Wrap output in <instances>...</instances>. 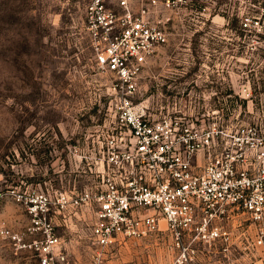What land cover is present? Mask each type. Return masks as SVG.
Wrapping results in <instances>:
<instances>
[{
    "label": "rangeland",
    "instance_id": "obj_1",
    "mask_svg": "<svg viewBox=\"0 0 264 264\" xmlns=\"http://www.w3.org/2000/svg\"><path fill=\"white\" fill-rule=\"evenodd\" d=\"M86 1L0 0L3 186L52 193L100 182L119 128L108 104L112 76L95 65L83 29ZM263 4L190 0L178 10H158L168 40L146 61L135 101L155 117L264 119V39L240 27L243 14ZM54 209L65 264H264V231L245 213L230 215L223 223L227 238L210 243L176 245L160 231L101 246L93 239V202ZM28 223L21 202L0 206V225L22 239ZM17 242L0 234V264H37Z\"/></svg>",
    "mask_w": 264,
    "mask_h": 264
},
{
    "label": "built area",
    "instance_id": "obj_2",
    "mask_svg": "<svg viewBox=\"0 0 264 264\" xmlns=\"http://www.w3.org/2000/svg\"><path fill=\"white\" fill-rule=\"evenodd\" d=\"M189 1H86L83 29L95 65L112 76L108 104L119 130L97 184L52 193L0 184V206L13 199L29 215L27 239L5 225L0 234L33 251L37 264H65L54 207L68 203L95 204L92 233L101 246L118 236L160 231L176 245L210 243L227 238L223 223L238 212L264 231V119L155 117L135 101L146 61L168 40L158 10H178ZM240 27L264 39V4L256 14H243ZM261 241L260 234L256 242Z\"/></svg>",
    "mask_w": 264,
    "mask_h": 264
}]
</instances>
